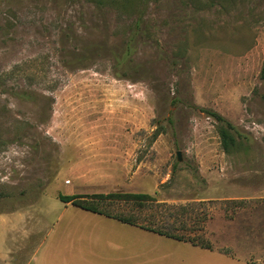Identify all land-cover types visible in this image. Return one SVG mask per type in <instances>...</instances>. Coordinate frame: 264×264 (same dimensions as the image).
<instances>
[{
  "label": "rangeland",
  "instance_id": "1",
  "mask_svg": "<svg viewBox=\"0 0 264 264\" xmlns=\"http://www.w3.org/2000/svg\"><path fill=\"white\" fill-rule=\"evenodd\" d=\"M2 212L31 264H264V0H0Z\"/></svg>",
  "mask_w": 264,
  "mask_h": 264
},
{
  "label": "trees",
  "instance_id": "2",
  "mask_svg": "<svg viewBox=\"0 0 264 264\" xmlns=\"http://www.w3.org/2000/svg\"><path fill=\"white\" fill-rule=\"evenodd\" d=\"M204 112H206L209 117L214 118L216 121H218L219 123H221L225 126V128H223L221 130V136H222V142H223L225 148H227L229 143L234 140L233 137L230 135V133L227 130V128L232 129L233 128L232 125L229 122H227L220 114H218L216 112L206 110V109L204 110ZM113 196L114 195H110V197H103L102 195H100L99 197H95L94 199H88V200L85 199V197H82L79 195H68V196L59 195L58 198L62 203L71 204L73 207L79 208V209L84 210L86 212H90V213L98 214V215H103L107 218L117 220L123 224L134 226V227L139 228V229L146 231V232L157 234L158 236H161V237L176 240L179 242L190 243L193 246H199L200 245L201 247H203L205 249L212 250L208 243H200L198 241H195V239H193V238H185L184 236L171 234V233L159 230L157 228H154L152 226L142 225V224L137 223L135 220H133L130 217L113 215V214H110V213L102 210L98 203H100V201H102L103 199L106 200L108 198H113ZM126 196H129V197H125L123 199L128 198L127 200L138 202L139 204L153 200L150 195L142 194V193L126 195ZM121 197L122 196H116L115 198L121 199Z\"/></svg>",
  "mask_w": 264,
  "mask_h": 264
},
{
  "label": "crops",
  "instance_id": "3",
  "mask_svg": "<svg viewBox=\"0 0 264 264\" xmlns=\"http://www.w3.org/2000/svg\"><path fill=\"white\" fill-rule=\"evenodd\" d=\"M68 206L72 205L66 204V208ZM21 218H24V216L20 213H0V221L2 228V235L0 236V264H31L33 260L32 257L28 260L25 258V242L27 234L25 222L23 221L22 223H20ZM16 227L18 230L17 241L13 242V246L10 248V246L8 245L10 231L14 232ZM11 255L13 257H11Z\"/></svg>",
  "mask_w": 264,
  "mask_h": 264
},
{
  "label": "water",
  "instance_id": "4",
  "mask_svg": "<svg viewBox=\"0 0 264 264\" xmlns=\"http://www.w3.org/2000/svg\"><path fill=\"white\" fill-rule=\"evenodd\" d=\"M178 160L181 161L180 153H178Z\"/></svg>",
  "mask_w": 264,
  "mask_h": 264
}]
</instances>
